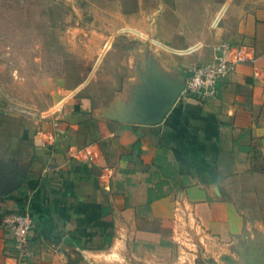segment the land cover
Here are the masks:
<instances>
[{
    "label": "crops",
    "instance_id": "crops-1",
    "mask_svg": "<svg viewBox=\"0 0 264 264\" xmlns=\"http://www.w3.org/2000/svg\"><path fill=\"white\" fill-rule=\"evenodd\" d=\"M222 12L209 25L156 38L161 49L140 40L133 74L108 104H93L82 87L65 88L51 111L16 132L0 130L7 136L0 186L1 165L17 183L0 190V264H12L13 241L2 224L10 211L32 219L24 264H196L262 245L264 7L230 9L212 31ZM223 41L249 45L253 59L219 80L214 98L181 99L179 91L158 123H145L151 90L178 93ZM85 144L95 149L90 163L69 154Z\"/></svg>",
    "mask_w": 264,
    "mask_h": 264
},
{
    "label": "rangeland",
    "instance_id": "rangeland-1",
    "mask_svg": "<svg viewBox=\"0 0 264 264\" xmlns=\"http://www.w3.org/2000/svg\"><path fill=\"white\" fill-rule=\"evenodd\" d=\"M236 7L252 10L264 0H0V130L16 132L32 115L63 103L65 88L82 87L93 104H108L133 74L142 42L161 49L156 38L209 25L223 11L215 31ZM249 246L196 264H241Z\"/></svg>",
    "mask_w": 264,
    "mask_h": 264
},
{
    "label": "built area",
    "instance_id": "built-area-1",
    "mask_svg": "<svg viewBox=\"0 0 264 264\" xmlns=\"http://www.w3.org/2000/svg\"><path fill=\"white\" fill-rule=\"evenodd\" d=\"M213 60L196 65L183 81L179 98H193L204 101L214 98L217 94V83L235 71L238 63L253 59L249 45L241 42L223 41L217 47ZM56 125V123H54ZM69 154L85 163L95 158L92 144L72 147ZM112 175V169L107 168L105 178ZM3 227L10 233L13 241L12 264H24L32 256L29 235L32 229V219L28 213L10 211L2 217Z\"/></svg>",
    "mask_w": 264,
    "mask_h": 264
},
{
    "label": "water",
    "instance_id": "water-1",
    "mask_svg": "<svg viewBox=\"0 0 264 264\" xmlns=\"http://www.w3.org/2000/svg\"><path fill=\"white\" fill-rule=\"evenodd\" d=\"M182 87L183 82L178 88V93H171L172 91H170L169 94L167 93L166 95L162 96L159 94L157 96L152 95L155 91L151 90L147 100L144 101V122L149 124L158 123L164 117L166 111L171 107L174 99L177 97V94H179V91H181ZM159 92H161V89H159ZM1 166H3L5 170L2 171L3 186H0V190L1 192H5V190L15 188L17 183L12 178L8 168H6L5 165ZM257 244L258 243L255 241L252 242L248 247V250L242 253L241 264H264V242L259 247Z\"/></svg>",
    "mask_w": 264,
    "mask_h": 264
},
{
    "label": "trees",
    "instance_id": "trees-1",
    "mask_svg": "<svg viewBox=\"0 0 264 264\" xmlns=\"http://www.w3.org/2000/svg\"><path fill=\"white\" fill-rule=\"evenodd\" d=\"M153 199V196L151 195V192L149 190L148 192V202H150Z\"/></svg>",
    "mask_w": 264,
    "mask_h": 264
}]
</instances>
